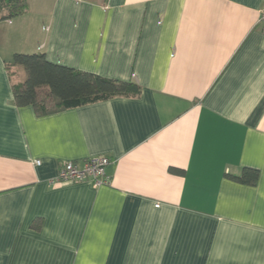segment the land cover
I'll return each instance as SVG.
<instances>
[{"label":"crops","instance_id":"1","mask_svg":"<svg viewBox=\"0 0 264 264\" xmlns=\"http://www.w3.org/2000/svg\"><path fill=\"white\" fill-rule=\"evenodd\" d=\"M26 1L0 21V264H264V0ZM39 52L140 92L16 106ZM93 156L109 184L49 181Z\"/></svg>","mask_w":264,"mask_h":264},{"label":"trees","instance_id":"2","mask_svg":"<svg viewBox=\"0 0 264 264\" xmlns=\"http://www.w3.org/2000/svg\"><path fill=\"white\" fill-rule=\"evenodd\" d=\"M26 0H0V21L25 12ZM13 63L22 67L24 78L11 83L16 106L31 105L37 114H46L115 96H136L140 86L134 81L110 79L100 75L54 64L43 53H15ZM258 172L244 167L233 178L245 184L255 183Z\"/></svg>","mask_w":264,"mask_h":264},{"label":"built area","instance_id":"3","mask_svg":"<svg viewBox=\"0 0 264 264\" xmlns=\"http://www.w3.org/2000/svg\"><path fill=\"white\" fill-rule=\"evenodd\" d=\"M261 16L264 17V6ZM109 163L110 160L106 156L87 158L81 165L73 161H64L60 164L57 174L49 181L51 183L88 181L93 188H98L109 184V178L106 173V167Z\"/></svg>","mask_w":264,"mask_h":264},{"label":"rangeland","instance_id":"4","mask_svg":"<svg viewBox=\"0 0 264 264\" xmlns=\"http://www.w3.org/2000/svg\"><path fill=\"white\" fill-rule=\"evenodd\" d=\"M10 69V72L12 73V75L14 74V75H16V73L13 71H11V68H9ZM16 78H15V80L14 81H17L18 80V77L17 76H15Z\"/></svg>","mask_w":264,"mask_h":264}]
</instances>
